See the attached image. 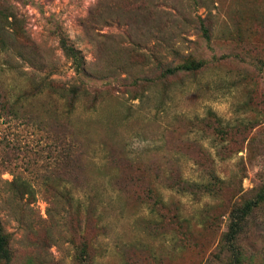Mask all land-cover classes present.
I'll return each mask as SVG.
<instances>
[{"label":"rangeland","instance_id":"obj_1","mask_svg":"<svg viewBox=\"0 0 264 264\" xmlns=\"http://www.w3.org/2000/svg\"><path fill=\"white\" fill-rule=\"evenodd\" d=\"M4 8L20 25L0 50V220L13 264H231V212L264 189V0ZM175 52L205 68L160 80L155 60L176 65ZM13 174L36 185L35 202L12 197ZM243 229V264H264L263 205Z\"/></svg>","mask_w":264,"mask_h":264},{"label":"trees","instance_id":"obj_2","mask_svg":"<svg viewBox=\"0 0 264 264\" xmlns=\"http://www.w3.org/2000/svg\"><path fill=\"white\" fill-rule=\"evenodd\" d=\"M12 18V20H10ZM18 21L16 17L9 13V9L4 8L0 10V50L3 52H7L10 48V38L9 36H13L19 31ZM202 28L204 31V37L208 38L210 36L209 29L205 28L202 24ZM16 39V38H15ZM207 40V39H206ZM62 49L64 50L66 56L72 60L74 66L76 68V72L80 75L84 73V63L83 58L81 57V53L77 51L74 47L69 46L64 40L61 41ZM175 56H178V60H180L178 64L173 63H164L159 60H155L156 65L153 64L154 69H157L158 72L160 70L161 77L160 80L168 79L172 76H177L179 74H193L201 72L205 68V61L196 60L190 56H181L179 52H175ZM155 59V58H154ZM152 63H150L151 65ZM146 80V79H144ZM148 82V80L146 81ZM135 83V81H134ZM64 93L70 100H74L77 102L79 99V95L81 91L78 90V87H73L70 89H64ZM3 108H5L3 106ZM57 142L67 145V141L65 137L58 136L55 138ZM70 156V154L68 153ZM5 162H3L4 165ZM3 165L1 167H3ZM50 177L46 179L44 182V187L48 189L51 187L49 182ZM10 186V192L12 197L18 199L19 202L26 200V206L32 204L36 201L37 193L39 192L36 185L27 177H24L20 174H13V179L8 183ZM155 204H160L155 202ZM260 205L264 206V189L257 195L256 200L249 201L244 204V206L240 208H236L231 212V224L229 228V232L224 235V241L229 245L232 249V262L231 264H243V255L240 251L236 250L235 243L238 241L239 237L242 235L244 231V225L249 217V215L259 207ZM162 208L164 206L160 205ZM164 216V215H163ZM165 217V216H164ZM171 222L178 226L179 228L183 227V219L180 215V212H176L172 215ZM12 240L13 237L11 234L5 231L4 225L0 220V264H13L14 261V253L12 250ZM231 252V250H230ZM87 255H89V251L87 248L83 247L80 252V258L83 259ZM34 256H29L25 261L26 264H33L35 261ZM37 259V258H36ZM40 260V258H39Z\"/></svg>","mask_w":264,"mask_h":264}]
</instances>
